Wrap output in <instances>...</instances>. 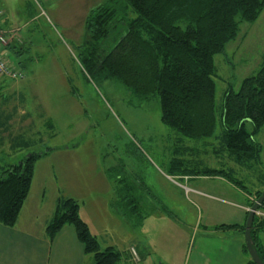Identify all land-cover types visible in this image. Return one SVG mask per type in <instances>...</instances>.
<instances>
[{"label":"rangeland","instance_id":"1","mask_svg":"<svg viewBox=\"0 0 264 264\" xmlns=\"http://www.w3.org/2000/svg\"><path fill=\"white\" fill-rule=\"evenodd\" d=\"M104 1L0 0L10 26L3 30L18 29V40L22 43L12 42L24 48L20 56L10 47L1 49L6 60L23 74L21 78L0 76L3 95L7 97L11 93L21 107H17L18 116L12 120L11 129L18 131L32 125L34 133L37 132L26 134L35 141L21 151L12 152L9 145H4L0 151V165L19 162L30 152L50 149L49 154L34 163L28 205L36 206L43 197L42 203L48 210L57 192L79 193L87 200L80 207L79 216L86 220L89 231L98 234L100 247L108 237H116L120 246L126 244L130 230L119 210L113 209L115 217H109V221L101 218L107 208H102L103 204L93 206L89 197L104 203L113 197V185L121 177L141 184L145 187L143 190L152 191L160 204L173 205V208L176 205L173 210L181 207L179 211L182 212L186 205L176 192L188 194L181 184L187 177L180 179L179 170L171 167L173 158H191L194 164L223 168L226 172L232 168L234 176L244 179L248 189L258 184L257 177L264 174V124L253 135L261 146L259 163L251 167L239 166L220 153L218 121L212 136L190 139L161 121L157 97L141 101L120 82L90 76L84 71L78 59L80 46L88 40L85 21L89 11ZM237 31L236 36L226 42L223 52L214 56L216 105L221 103L227 88L238 90L241 81L260 66L264 52V8L254 22H239ZM12 105L16 103L11 101ZM25 111L31 118L21 121L20 116ZM251 127L246 124L248 130ZM220 177L227 180L223 175ZM232 184L239 194L235 200L246 203L247 212L256 198ZM226 187L231 189L232 186ZM188 197L194 202L191 193ZM227 197L233 198L229 194ZM256 210L264 212L260 206ZM186 214L198 222L202 216L204 221L199 208H187ZM198 228L191 232L199 233L202 227ZM261 236V239L256 237V245L264 254V235Z\"/></svg>","mask_w":264,"mask_h":264},{"label":"trees","instance_id":"2","mask_svg":"<svg viewBox=\"0 0 264 264\" xmlns=\"http://www.w3.org/2000/svg\"><path fill=\"white\" fill-rule=\"evenodd\" d=\"M263 8L264 0H105L87 14L88 40L80 46L78 60L90 76L114 79L141 101L157 97L161 121L182 136L193 140L210 137L219 123L220 153L239 166L251 167L259 163L261 151L253 135L264 124V52L258 70L241 81L238 90L227 88L219 105L215 101L214 56L236 36L239 22H254ZM12 43L16 42L5 48L15 50L17 56L23 54V45ZM1 88L0 151L4 145H9L12 152L21 151L35 141L26 134L37 132L32 125L18 131L11 129L12 120L18 116L17 107H21L11 93L5 97ZM11 101L16 105L11 106ZM30 118L27 111L20 116L21 121ZM247 123L251 130L246 128ZM49 150L30 152L19 162L0 165L1 224L16 225L30 190L34 163ZM173 159L171 167L179 170L180 178L223 175L255 198L264 191L262 173L257 177L258 184L252 183L254 186L248 189L244 179L234 176L232 168L226 172L223 168L199 166L191 158ZM115 182V206L133 226L141 225L145 217L156 212L171 214L141 184L123 177ZM260 207L264 210V202ZM67 224L74 226L84 252L93 256L90 264L120 263L123 253L112 246L100 247L79 216L78 202L60 196L46 226L49 239ZM252 225L251 236L264 262V254L256 245V234L264 233V219L255 217ZM221 227L237 225L221 224L218 228ZM238 229L243 232L244 225ZM246 264L254 263L249 259Z\"/></svg>","mask_w":264,"mask_h":264},{"label":"crops","instance_id":"3","mask_svg":"<svg viewBox=\"0 0 264 264\" xmlns=\"http://www.w3.org/2000/svg\"><path fill=\"white\" fill-rule=\"evenodd\" d=\"M8 23L9 20L6 18L3 27H10ZM185 177L187 178L183 180L184 182L181 181V184H184L183 187L188 190V194L193 195L194 202L188 194L185 196V193L176 190V194L179 193L180 200L183 199V204L186 205L183 206L185 208L182 212L179 211L181 207L174 211L176 205L173 208L171 204V206L164 204L170 210V215L156 212L145 217L139 226L127 223L130 231L126 237V244L120 246L116 237H108L103 241L104 245L101 248L112 246L123 253L119 264H246L249 255L243 248V232L238 229V226L244 225L247 216L246 203L240 199L235 200L239 197L234 189L236 186L220 176L196 174ZM187 184L189 186H186ZM226 186L232 187L229 189ZM114 188L113 185V190ZM224 189L227 192H224ZM30 194L31 188L19 211L15 226L0 223V264H90L93 256L84 252V245L79 241L74 226L68 224L62 226L51 239L46 233L47 223L55 212L57 198L60 196L74 198L78 202L79 212L80 207L85 205L86 198L79 193L67 194L60 191L57 192V196L51 198L52 206L46 210L45 203H42L43 197H40L36 206H29ZM227 194L232 195L234 199L227 197ZM112 196L104 203L100 199L91 200L92 197H89V202L93 206L98 204L99 207L103 204L102 208H107L101 216L106 221L110 220L109 217H115L113 209L119 210L115 206V192ZM187 208H199L200 214L204 215V221L202 222V216L199 222L194 218L189 219L186 214ZM230 208L231 213L228 212ZM221 224H235L237 227L218 228ZM198 226L202 229L199 233L193 234L191 230H199ZM97 235L94 236L98 240ZM261 235L264 234L259 233L257 236L261 239Z\"/></svg>","mask_w":264,"mask_h":264},{"label":"built area","instance_id":"4","mask_svg":"<svg viewBox=\"0 0 264 264\" xmlns=\"http://www.w3.org/2000/svg\"><path fill=\"white\" fill-rule=\"evenodd\" d=\"M5 14L4 10L0 7V76L4 77H13V78H21L23 77V74L21 71L17 70V67L13 64H8L6 58L1 53V49L5 48L10 42L12 41H18V29L16 30H10L7 29V31H4L3 26L5 22ZM133 255H135V252L131 250Z\"/></svg>","mask_w":264,"mask_h":264},{"label":"water","instance_id":"5","mask_svg":"<svg viewBox=\"0 0 264 264\" xmlns=\"http://www.w3.org/2000/svg\"><path fill=\"white\" fill-rule=\"evenodd\" d=\"M264 202V191L261 192V194L254 199V204L251 206L250 210L248 211V214L244 221V248H246L247 253L249 255V259L254 264H264L262 261V258L259 257L257 248L255 247L253 237L251 236V229H252V223L254 220V212L255 210L262 205Z\"/></svg>","mask_w":264,"mask_h":264},{"label":"bare ground","instance_id":"6","mask_svg":"<svg viewBox=\"0 0 264 264\" xmlns=\"http://www.w3.org/2000/svg\"><path fill=\"white\" fill-rule=\"evenodd\" d=\"M7 63L9 64V62L7 61ZM254 204V203H253ZM252 204V205H253ZM263 204V203H262ZM251 208V207H250ZM250 210V209H249ZM248 208H247V214H248ZM255 214H254V218L255 217H257V218H260V219H264V212H262V211H257V210H255V212H254Z\"/></svg>","mask_w":264,"mask_h":264}]
</instances>
